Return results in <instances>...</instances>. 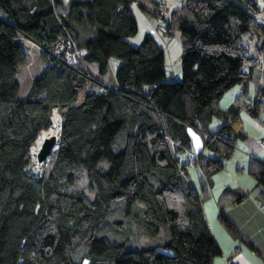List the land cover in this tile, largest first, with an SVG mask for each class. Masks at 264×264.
<instances>
[{
    "label": "trees",
    "instance_id": "1",
    "mask_svg": "<svg viewBox=\"0 0 264 264\" xmlns=\"http://www.w3.org/2000/svg\"><path fill=\"white\" fill-rule=\"evenodd\" d=\"M134 1L68 0L59 14L60 0H0V264H81L84 258L90 264H213L221 255L202 204L211 177L247 138L240 113L257 119L264 108V86L254 99L246 96L256 72L264 78V0H183L163 15L165 25L156 23L155 6V25L180 43L177 79H168L164 48L151 34L138 45L126 41L138 31ZM67 33L85 50L80 65L53 55ZM85 33L91 37L83 39ZM21 38L40 48L48 64L24 98L17 80L25 64ZM113 59L115 85L88 68L95 63L103 75ZM235 85L242 87L239 95L220 108ZM54 109L61 115L58 147L33 177L30 151L50 129ZM122 128L125 146L113 153ZM188 128L214 154H196L198 187L172 156V147L192 150ZM101 160L107 170L98 167ZM247 172L262 186L264 205V159L252 157ZM224 191L236 203L247 197ZM117 199L128 208L141 204V228L160 240L128 250L99 237ZM217 218L240 239L223 208Z\"/></svg>",
    "mask_w": 264,
    "mask_h": 264
},
{
    "label": "crops",
    "instance_id": "2",
    "mask_svg": "<svg viewBox=\"0 0 264 264\" xmlns=\"http://www.w3.org/2000/svg\"><path fill=\"white\" fill-rule=\"evenodd\" d=\"M60 1L62 4L57 7L56 12L64 14L66 12L65 6L68 0ZM157 1L158 0H136L130 5L137 23L138 31L135 36L126 39L127 42L132 45H138L145 33H149L165 51L167 47L164 44L166 41L164 37L166 36L160 35L154 29V25L149 21L151 16L154 19L153 13L155 12ZM166 5L169 12L177 9L179 6L174 0H166ZM89 37H91L90 33H85L82 36L83 39ZM20 42L25 56V64L20 66L17 80L19 83V92H25V96L31 86L32 80L38 76L48 64L41 58L40 48L34 43L25 38H21ZM82 53L83 55L85 54L84 49H82ZM111 61L109 63L113 65L114 73L117 61L114 59ZM88 68L104 83L108 85L116 84L115 78L112 81H106L104 79L105 73L99 75L95 63L88 64ZM168 70L166 69L169 79L178 78L180 76V70L175 72V65L168 67ZM256 73L255 79L247 86L246 96L250 100L255 98L257 89L264 86V78L261 73L259 71ZM169 74L174 75V77H170ZM241 90L242 87L239 86L236 90L234 89L230 92L229 96H227L229 102L227 103L228 106L233 102L235 97L239 95ZM223 98L224 96L220 100V108L226 106H222ZM240 118L247 138L245 141L239 142L235 148V150L239 149V153L234 155L233 152L231 157L223 162L222 168L211 177L202 204L206 223L221 250V255L216 258L217 260H214L213 264H264V209H262L264 205L260 202V192L263 188L262 186L259 187L260 185L254 177L247 172L249 160L252 157L264 159V151L260 150L255 142L254 145L251 144L246 146L245 144L249 139H252V136L255 137L258 143L264 138V108L260 111L257 119L253 118L245 111L240 113ZM218 126L219 124L217 121L211 124L212 129H217ZM247 126L254 129L255 133H248ZM207 156L210 158L214 157L210 155ZM188 172L190 179L194 185L198 187V168L196 166L188 167ZM215 179H218V186L215 184ZM227 188L229 190L233 189L238 192L246 193L247 197L236 203L233 201L231 193L229 194L230 191H224ZM221 208L224 209L228 218L236 225L241 236L240 239L232 238L219 223L217 215ZM248 243L252 244L253 247L251 246L250 248Z\"/></svg>",
    "mask_w": 264,
    "mask_h": 264
},
{
    "label": "rangeland",
    "instance_id": "3",
    "mask_svg": "<svg viewBox=\"0 0 264 264\" xmlns=\"http://www.w3.org/2000/svg\"><path fill=\"white\" fill-rule=\"evenodd\" d=\"M263 3L261 4V7H263ZM150 23L154 25V29L160 34L161 29L157 27L154 23V19L152 16L149 19ZM166 39L165 41V66L166 69L168 70V67L174 66L175 65V72L177 70L181 71L180 67V53H181V47L180 43L177 40L176 37H164ZM163 44V43H162ZM164 46V47H165ZM112 62V61H111ZM169 71V70H168ZM170 77H174V75L169 74ZM104 79L106 81H112L114 80V73H113V65L111 63L108 64L107 71L104 75ZM169 79V78H168ZM174 79V78H171ZM177 79V78H175ZM239 86L235 85L232 88H230L224 95L222 106L227 107L229 103L227 100V96H229L230 92L232 90H236ZM24 93L25 92H19V98H24ZM224 107V108H225ZM59 113V112H58ZM60 114V113H59ZM61 116V115H60ZM247 131L248 133H255L254 129H251L247 126ZM41 135V134H40ZM38 137V136H37ZM255 144L259 147L260 150H263L258 141L255 140V137L252 136V139H249L245 144L246 146H249L251 144ZM126 143V135H125V130L122 128L119 133L117 134L113 144L111 145V151L113 153H118L121 150H123L124 146ZM239 149H236L234 151V155L238 154ZM264 151V150H263ZM203 153L206 155L213 156V152L209 151L208 149H204ZM32 159V156H31ZM31 164V163H30ZM98 167L102 170H107L109 167V163L107 160H101L98 163ZM28 172L33 176V177H39L42 173L39 172L38 174L34 175L29 171V168L27 169ZM81 186L85 187L86 183L85 181H82ZM215 184L218 186L219 182L218 179H215ZM261 187V186H259ZM214 192V191H213ZM91 197H93V194L89 193ZM142 208L141 204H134L132 207L128 208L125 206L123 200L117 199L111 202L110 205V210L107 213V216L101 226L100 231L98 232L99 237H104L106 239V242L108 244H120L123 243L125 244L126 248L128 250H140V249H145L150 247L153 242H158L160 238L158 236L156 237H151L147 236L143 229L141 228V225L139 223L140 215H141V210ZM161 232H165V228L160 229ZM217 260V259H216Z\"/></svg>",
    "mask_w": 264,
    "mask_h": 264
},
{
    "label": "built area",
    "instance_id": "4",
    "mask_svg": "<svg viewBox=\"0 0 264 264\" xmlns=\"http://www.w3.org/2000/svg\"><path fill=\"white\" fill-rule=\"evenodd\" d=\"M179 6L183 4V0H174ZM261 1V0H259ZM156 12L158 14L156 18V23L165 25L163 15L168 12L166 5V0H158L156 3ZM53 55L57 59H62L65 62L72 65L81 64V56L83 55L82 49L77 47L75 40L73 39L70 33H67V38L58 43L53 51ZM263 62V61H262ZM173 146L174 143L170 142ZM260 147L264 150V138L259 141ZM172 147V156L175 159V162L179 165H186V167L194 166L196 153L194 151L185 150L183 152H175Z\"/></svg>",
    "mask_w": 264,
    "mask_h": 264
},
{
    "label": "water",
    "instance_id": "5",
    "mask_svg": "<svg viewBox=\"0 0 264 264\" xmlns=\"http://www.w3.org/2000/svg\"><path fill=\"white\" fill-rule=\"evenodd\" d=\"M187 134L189 136V139L191 142V147H192L193 151L197 155L201 154L203 149H204V144H203V140H202L201 136L191 128L187 129ZM57 142H58V136L57 135H53V136H49V137L45 138L41 144V147H40L38 153H37V160L39 162H43L46 159H48L49 156L51 155V153L54 151L55 147H58ZM156 252H160V253L168 255V256L172 255V253L170 251H167V250H164L161 248H158L156 250ZM81 264H90V260L87 258H84L81 261Z\"/></svg>",
    "mask_w": 264,
    "mask_h": 264
},
{
    "label": "bare ground",
    "instance_id": "6",
    "mask_svg": "<svg viewBox=\"0 0 264 264\" xmlns=\"http://www.w3.org/2000/svg\"><path fill=\"white\" fill-rule=\"evenodd\" d=\"M51 120H52V125H51L50 129L48 131H43L41 133V135L37 137V139L35 141V145H33V147L31 148V151H30L31 156H32V161H31V164L29 166V171L34 175L38 174L39 172H41L44 169L46 162L49 159L48 158L43 162H39L37 160V153L41 147L43 140L49 136H53V135L58 136L59 135L61 116L58 113L57 109L53 110L52 115H51ZM192 151H193V149H192Z\"/></svg>",
    "mask_w": 264,
    "mask_h": 264
}]
</instances>
